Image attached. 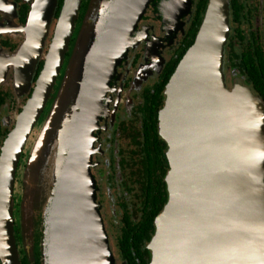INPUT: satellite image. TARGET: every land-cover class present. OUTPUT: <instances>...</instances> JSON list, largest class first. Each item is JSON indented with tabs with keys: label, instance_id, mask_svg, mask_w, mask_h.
<instances>
[{
	"label": "water",
	"instance_id": "obj_1",
	"mask_svg": "<svg viewBox=\"0 0 264 264\" xmlns=\"http://www.w3.org/2000/svg\"><path fill=\"white\" fill-rule=\"evenodd\" d=\"M33 1L28 31L38 41L43 23H48L43 35L49 32L60 0ZM83 1L63 2L52 51L58 55L53 53L45 72L50 77L48 87L43 82L45 96L55 83ZM166 1L90 0L60 96L66 92L68 103L84 113L92 102L93 108L96 101L87 100L89 88L94 84L102 89L94 96L105 95L104 85L117 72L118 61L135 44L139 22L151 7L162 10ZM192 4L193 0H185L179 9H190ZM229 4V0H210L194 44L165 88L158 119L160 135L169 147L168 201L156 218L149 245L153 264L155 244L160 245L161 264H264V101L247 88H227L223 64L231 30ZM44 14H51L46 22L39 19ZM104 62L112 66L103 83L95 72ZM61 109H56L57 117ZM70 113L67 120H75L78 114L73 118ZM13 139L6 148L8 161ZM67 160L68 166L64 162L57 166L55 187L42 207L45 256L41 262L51 264L52 258V264H117L97 201L90 156ZM0 214L3 262L22 264L11 204H3ZM161 221L168 223L163 233Z\"/></svg>",
	"mask_w": 264,
	"mask_h": 264
},
{
	"label": "flooded vegetation",
	"instance_id": "obj_2",
	"mask_svg": "<svg viewBox=\"0 0 264 264\" xmlns=\"http://www.w3.org/2000/svg\"><path fill=\"white\" fill-rule=\"evenodd\" d=\"M229 1L231 30L223 64L227 88H247L264 101V0ZM63 2L59 1L52 14L46 37L43 32L48 23H43L35 41L32 36L36 35L28 31L34 1L0 0V207L12 206L14 236L22 264L42 261V207L48 199L44 196L46 188H42L46 186L44 178L49 179L51 169L57 173V166L61 167L68 155V143L85 144L116 263L153 264L149 245L161 212L154 219L146 214L149 191L154 183L161 186L162 178L166 183L169 172V147L156 122L155 111L159 115L161 110L158 96L163 89L165 97L172 77L165 75V69L179 59L191 39H196L198 32L193 35V30L199 21L198 10H207L210 0H193L190 9L169 16L152 7L147 10L138 24L134 46L118 61L117 72L103 86L105 95L88 97L96 103L91 108L92 102L86 113L68 103L66 92L60 94L89 0L83 1L84 10L79 13L68 50L54 74L55 83L47 96L43 92V82L50 85L45 72L52 60ZM49 16L44 14L39 19L46 22ZM56 109H61L58 117ZM68 110L73 118L80 113L77 120H67ZM11 136L16 140L13 139L12 159L8 161L6 148ZM54 182H50L51 189ZM32 188L35 193L31 200ZM29 201L36 202L35 207L32 205L35 220L31 218V225L25 222ZM0 264H4L1 253Z\"/></svg>",
	"mask_w": 264,
	"mask_h": 264
},
{
	"label": "bare ground",
	"instance_id": "obj_3",
	"mask_svg": "<svg viewBox=\"0 0 264 264\" xmlns=\"http://www.w3.org/2000/svg\"><path fill=\"white\" fill-rule=\"evenodd\" d=\"M184 1L185 0H167L162 7V11L164 12L165 16H169L170 13H177L178 10H180L179 8H182L184 5ZM41 16V15H40ZM33 40L35 39V36H32ZM54 55L57 56L58 52L55 50ZM111 66H112V62L107 63L104 62L102 64H100V66L97 68V71L95 72L97 75L98 80H101L103 83L106 81L107 77L111 74ZM89 93H90V97H93L96 93H101L102 89L101 88H97L94 84L92 85L91 88H89ZM80 113H78L79 115ZM77 115V118L79 117ZM69 145V151H68V155L66 157V159H64V166H68L70 163L67 160L68 157H78V156H82L85 157L88 155V146L85 144H77L76 142L74 143H68ZM168 226L167 221H161L160 222V228H161V233L164 232L165 228ZM154 249H155V254H156V258H155V264H161L160 260H159V250H160V245L159 244H155L154 245ZM52 250L49 252V256L53 255L51 254ZM49 262L55 263V259L49 258Z\"/></svg>",
	"mask_w": 264,
	"mask_h": 264
},
{
	"label": "trees",
	"instance_id": "obj_4",
	"mask_svg": "<svg viewBox=\"0 0 264 264\" xmlns=\"http://www.w3.org/2000/svg\"><path fill=\"white\" fill-rule=\"evenodd\" d=\"M88 4H89V2H88ZM82 10H84L83 5H82ZM86 10H87V8H86ZM202 11H204V10H198V16L197 17H198V20L199 21L196 24L195 29L193 30V35L196 32L199 31L200 25H201V23L203 21L202 20V17H201V12ZM204 12H206V10ZM204 15H205V13H204ZM203 18H204V16H203ZM194 42H195V39L194 40L191 39L188 42V46L189 47L186 45V47L183 48L184 51L181 54H179V59H177L175 62H172V64H170L165 69V75L167 77H170V76H172V74H174L176 67L178 66V64L180 63V61L182 60V58L186 54V51L194 44ZM158 99L160 101V105L158 106V109H162L164 107V100H165V97L163 96V89L161 90V93L158 96ZM155 112H156V119H158V116H159L158 115V110H156ZM156 122L158 123L159 122V119ZM165 148H166V145H164V149ZM167 165H168L167 167L170 169L169 164H168V161H167ZM164 174H166V171L165 170H164ZM152 186H153L152 189H150V191H149V198H148L149 207H148V210H147V213L146 214L152 215V218L154 219V217H156L160 212H162L163 208L167 204V201H168V193H167L166 183H165V181H163V178L161 179V186L159 185V183H154ZM35 264H42V262L41 261H39V262L37 261V262H35Z\"/></svg>",
	"mask_w": 264,
	"mask_h": 264
},
{
	"label": "rangeland",
	"instance_id": "obj_5",
	"mask_svg": "<svg viewBox=\"0 0 264 264\" xmlns=\"http://www.w3.org/2000/svg\"><path fill=\"white\" fill-rule=\"evenodd\" d=\"M86 15H87V13H86ZM49 30H50V28H49ZM80 30V29H79ZM77 31V33H76V38H77V41L79 42V38H80V35L82 34V29H81V31ZM81 33V34H80ZM88 81H90V77L88 78ZM47 162H50V160L49 161H47ZM49 163H47V165H48ZM53 168V167H52ZM53 172H54V170H52L51 169V171H50V174H51V176L49 177V179L46 177V178H44V183H46V186L45 187H42V188H46V194L44 195V196H46L47 198H48V195H49V193L51 192V181H55L53 178L54 177H52L53 176ZM34 193H35V190H34V188H32V190H31V195H30V198H31V200L34 198ZM43 197V196H42ZM35 203L36 202H34V201H29L28 202V207H26V215L28 216V217H26L27 219H25V222H27V224L28 225H31V223H32V220H35L34 219V217H33V206L32 205H34V207H35ZM100 211H101V208H100ZM102 215V214H101ZM31 218H33L32 220H31ZM103 218V217H102ZM44 229H45V225H44Z\"/></svg>",
	"mask_w": 264,
	"mask_h": 264
}]
</instances>
